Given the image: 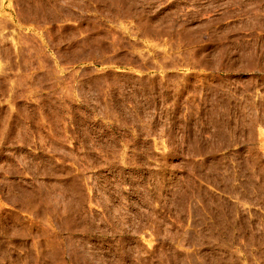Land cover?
Wrapping results in <instances>:
<instances>
[{"label": "rangeland", "instance_id": "rangeland-1", "mask_svg": "<svg viewBox=\"0 0 264 264\" xmlns=\"http://www.w3.org/2000/svg\"><path fill=\"white\" fill-rule=\"evenodd\" d=\"M0 264H264V0H0Z\"/></svg>", "mask_w": 264, "mask_h": 264}]
</instances>
